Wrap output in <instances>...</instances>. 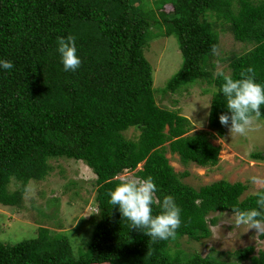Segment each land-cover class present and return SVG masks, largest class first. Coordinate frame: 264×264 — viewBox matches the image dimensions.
Wrapping results in <instances>:
<instances>
[{
  "label": "trees",
  "instance_id": "16d2710c",
  "mask_svg": "<svg viewBox=\"0 0 264 264\" xmlns=\"http://www.w3.org/2000/svg\"><path fill=\"white\" fill-rule=\"evenodd\" d=\"M167 2L178 14L159 16L164 35L178 43L182 64L162 92L175 93L196 81L214 84L208 127L222 138L224 75L213 77L207 67L219 40L208 16L217 14L215 24H227L235 41L252 46L230 58L228 76L239 79L254 66L257 82L264 84V0H160L157 6ZM158 23L132 0H0V60L14 65L0 67V204L18 206L21 188L43 180L52 170L49 160L64 157L82 161L95 175L98 214L84 253L74 256L65 237L41 228L36 238L0 242V264H228L170 249L182 237L208 238L217 222L211 214L256 207L257 197L241 199L247 189L241 182L220 180L195 189L182 181L186 172L177 174L169 164L166 152L184 165L213 167L220 147L207 132L189 134L186 117L157 105L143 46ZM68 35L76 37L82 60L74 72L64 70L57 51V39ZM261 114L264 120V106ZM131 128L139 131L135 140L124 136ZM252 156L264 160L263 154ZM125 169L152 176L161 199L174 196L182 209L175 239L153 242L109 203L108 193ZM11 178L21 183L16 194L6 189ZM158 212L154 208L153 214ZM237 256L264 264V250L254 255L251 246Z\"/></svg>",
  "mask_w": 264,
  "mask_h": 264
},
{
  "label": "rangeland",
  "instance_id": "374dc122",
  "mask_svg": "<svg viewBox=\"0 0 264 264\" xmlns=\"http://www.w3.org/2000/svg\"><path fill=\"white\" fill-rule=\"evenodd\" d=\"M160 0H132L135 7L142 12H152L159 23L152 26L147 42L143 46V55L152 68V88L159 107L177 112L186 117L191 124L189 134L209 133V140L220 147L219 161L213 167H198L195 164H182L175 154L166 152L169 164L177 174L187 173L182 181L197 189L203 185L224 180L229 183L241 182L247 189L241 199L264 191V185H254L250 177L257 176L264 180V160L255 159L253 154L264 155V120L257 121L245 135L230 134L225 127L222 138L208 127V112L214 84L196 81L182 87L175 93L162 92L168 80L178 71L182 56L176 39L164 35L159 12L168 17H175L178 11L167 2L160 8ZM217 14L208 16L218 33V46L207 67L213 77L217 74L229 75L230 58L242 55L251 49V45L234 40L226 24H215ZM128 139H136L139 131L133 128L124 133ZM52 170L41 181H29L20 190L21 183L11 178L6 184L9 194L21 191L18 206L0 204V242L13 245L18 242L36 238L39 230L47 229L52 236L65 237L74 256L85 252L92 232L98 220L94 204L95 175L82 161L67 158L49 160ZM141 165L137 167V170ZM135 172V171H133ZM211 214L217 217L215 225L210 226L208 238L193 241L182 237L170 245L171 252L181 251L201 256L211 255L228 264H250L237 256L245 247H253L254 255L264 250V239L256 231L246 226L235 227L232 213ZM44 215V216H43Z\"/></svg>",
  "mask_w": 264,
  "mask_h": 264
},
{
  "label": "clouds",
  "instance_id": "9594fccd",
  "mask_svg": "<svg viewBox=\"0 0 264 264\" xmlns=\"http://www.w3.org/2000/svg\"><path fill=\"white\" fill-rule=\"evenodd\" d=\"M57 45L64 70L74 72L79 69L82 60L77 55L76 37L68 35L58 38ZM0 67L11 70L14 65L9 60H0ZM256 77L254 66L241 71L239 79L223 76L224 82L219 92L226 100L227 112L219 116V122L229 129L231 135H245L262 118L264 84L258 83ZM250 182L264 185V180L257 176L250 177ZM157 193L152 176L142 178L125 169L118 174V183L108 195L109 203L118 206L123 219L130 221L132 228L143 231L153 242L175 239L182 226V209L174 196L165 195L161 199ZM255 195L256 207L241 209L233 206L231 218L235 227L246 226L248 231L254 229L256 235H264V191H258ZM154 208L159 209L158 214H153Z\"/></svg>",
  "mask_w": 264,
  "mask_h": 264
}]
</instances>
